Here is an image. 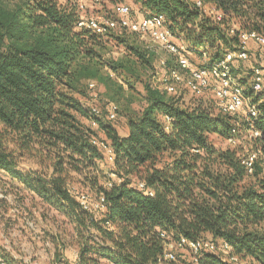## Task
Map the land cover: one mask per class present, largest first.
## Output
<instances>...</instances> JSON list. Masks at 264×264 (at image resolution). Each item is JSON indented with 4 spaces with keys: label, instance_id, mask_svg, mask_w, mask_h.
Masks as SVG:
<instances>
[{
    "label": "trees",
    "instance_id": "trees-1",
    "mask_svg": "<svg viewBox=\"0 0 264 264\" xmlns=\"http://www.w3.org/2000/svg\"><path fill=\"white\" fill-rule=\"evenodd\" d=\"M107 1L113 8L131 3L139 19L163 16L176 41L187 46L194 67H208L233 51L241 31L264 36V0H200L221 14L220 21L196 8L195 0ZM84 5L79 10L72 0H0V172L71 225L68 247L77 252L66 264H173L164 260L165 244L204 235L216 249L201 252L191 264H264V86L259 93L252 84L243 89L246 108L257 111L249 122L260 132L252 138L257 157L248 173L243 163L248 154L216 149L209 139L214 134L236 140L240 130H249V122H237L240 112L222 114L214 99L218 113L212 105H184L186 90L170 94L162 82L174 59L166 56L158 67L160 54L135 32L118 28L101 37L77 29L78 20L92 17L85 15ZM113 8L101 16L114 17ZM111 39L124 46L126 56L107 65L142 84L145 105L127 117L126 136L100 123L102 112L95 119L107 138L99 140L114 152L101 180L97 164L105 157L90 143L98 139L94 129H85L75 117L85 111L74 93L84 81L90 90L89 82L98 76L94 60ZM253 48L261 53L251 43L248 59ZM191 56L205 62L196 65ZM246 61H234L231 70L242 87L248 78L252 83L257 67L239 78L236 72ZM88 114L90 122V109ZM34 152L50 163L45 173L19 169V158ZM72 173L91 176L84 179L94 193L89 192V202L103 197L104 210L81 208L79 196L88 191L71 187ZM248 178L252 181L245 183ZM222 242L228 251L221 249Z\"/></svg>",
    "mask_w": 264,
    "mask_h": 264
},
{
    "label": "rangeland",
    "instance_id": "rangeland-1",
    "mask_svg": "<svg viewBox=\"0 0 264 264\" xmlns=\"http://www.w3.org/2000/svg\"><path fill=\"white\" fill-rule=\"evenodd\" d=\"M67 2L68 0H60ZM86 16H101L111 13L113 5L107 0H99V2L85 1ZM129 5L132 11V18L139 19L138 10L131 3ZM143 43L150 47L157 48L154 41L146 36H141ZM177 42V41H176ZM157 50V49H156ZM160 55L165 54L157 50ZM253 55L242 65L240 70L236 72L239 78H248L249 70L252 67H259L261 59L258 57L257 49L253 48ZM126 56V50L123 45L117 44L113 39L105 44L104 49L100 52V56L95 58L94 63L97 64L98 76L94 78L95 89L92 92L88 90L86 81L82 82L79 91L74 93V98L78 101L80 107L85 111V114H75L77 121L89 129V109L96 105L102 112L100 123L111 127L119 135L126 128V119L130 115L137 114L145 105V93L142 84L135 79H129L128 76L121 72H114L107 63H115ZM191 61L200 65L205 61L191 56ZM159 79V78H158ZM251 86V78L247 80V86L244 90ZM184 91V90H182ZM98 96L97 101L92 100L91 95ZM184 105H195L201 103L205 106H211L214 113H218L214 108V101L209 93L204 95V98H195L188 91L182 92ZM111 105L117 107L116 119L110 120L107 112ZM214 106V107H213ZM246 107L238 114L237 122L247 121ZM240 123V122H239ZM247 127V126H246ZM90 131V130H89ZM93 135L98 139L107 140L105 132L99 127L92 131ZM249 130L242 129L236 135L235 145H231L227 140L217 136L210 135L209 139L216 149L235 148L242 154H250L254 149L255 141L250 137ZM42 154L26 153L19 158V169L22 171H38L45 173L47 166L50 164L48 160L43 159ZM98 175L101 180L109 171L110 166L106 160L101 158L97 164ZM72 188L80 191H88V194H94L90 189L88 182L85 184L84 179L91 178L78 174H71ZM88 177V178H87ZM259 177V175H258ZM252 181V178L246 179L245 183ZM90 192V193H89ZM0 253L7 259L8 264H66L76 254L74 247H68L71 244L72 231L71 225L62 216L58 215L54 210L44 206L41 201L33 196L31 192L10 182V180L2 172H0ZM204 239L211 240L209 235H204ZM62 244L66 246L61 249ZM176 256L174 264H191L192 258L188 251L180 249H172Z\"/></svg>",
    "mask_w": 264,
    "mask_h": 264
},
{
    "label": "built area",
    "instance_id": "built-area-1",
    "mask_svg": "<svg viewBox=\"0 0 264 264\" xmlns=\"http://www.w3.org/2000/svg\"><path fill=\"white\" fill-rule=\"evenodd\" d=\"M78 5L79 10H83L85 0H72ZM194 5L198 9H202L207 15L214 18L215 21H220L221 14L216 12L213 8H204L200 0H195ZM130 8L127 5L121 4L113 8L114 17L96 16L91 18H83L78 20L76 24L77 29L88 30L94 35L105 37L107 33L115 29H124L128 32L138 33L140 36H146L157 45V50L165 54L160 55L158 59V67H163L166 62V56H170L174 59L175 66L169 69L168 75L162 77V82L166 91L170 94L179 93L182 90L188 91L193 97H204L209 93L216 102L218 110L222 114H236L241 112L246 106L243 96V87L237 82L232 75V65L234 61H246L250 54V44L254 43L261 48V53L258 56L261 59L259 67L253 69L252 77V90L259 93L264 86V36L257 34L256 32H240L238 35L239 44L233 51H227L222 59L212 63L208 67H194L187 57L188 49L182 42H176L171 32L165 25V19L161 15L143 17L138 20H132L130 18ZM231 34H234V30H230ZM89 89L93 92L95 88L94 82H89ZM92 100L97 101L98 96L94 93L91 95ZM247 121L255 119L257 117V111L255 107L248 106L246 108ZM117 107L111 105L108 118L110 120L116 119ZM91 120L89 127L95 129L97 127L96 120L100 117V108L96 105L90 108ZM249 133L251 138L260 137V132L253 128L251 122H249ZM231 133H236L235 129L231 130ZM234 145L235 140L230 139L228 141ZM91 145L97 148L108 163H112L114 160V152L111 146L102 140L91 138ZM259 154V152H258ZM257 157V153H250L244 160L248 173L253 170V164ZM264 164V156H263ZM111 179L120 182L114 173L109 174ZM107 186H111V182L107 183ZM140 189L144 188L142 182H138ZM149 196L152 195L150 190L146 191ZM90 195L88 193H81L79 196V202L82 209H94L104 210L105 200L103 197H99L93 203L89 202ZM161 238L164 235L161 234ZM221 249L228 251L229 247L226 243H221ZM166 254L164 260L168 263H175L176 256L172 249H180L188 251L191 254L192 261L197 262V255L203 251H214L216 246L208 240H188L180 238L176 243L165 244ZM231 262H237L236 257H230ZM0 264H8V262L0 254Z\"/></svg>",
    "mask_w": 264,
    "mask_h": 264
},
{
    "label": "crops",
    "instance_id": "crops-1",
    "mask_svg": "<svg viewBox=\"0 0 264 264\" xmlns=\"http://www.w3.org/2000/svg\"><path fill=\"white\" fill-rule=\"evenodd\" d=\"M252 47H254V45H251ZM127 132H128V128H127V126H126V128L124 129V132L122 133V134H120L121 136H126L127 135ZM74 258H76L75 257V255L73 256ZM107 264V263H106Z\"/></svg>",
    "mask_w": 264,
    "mask_h": 264
}]
</instances>
